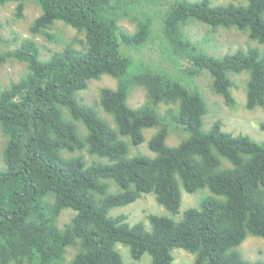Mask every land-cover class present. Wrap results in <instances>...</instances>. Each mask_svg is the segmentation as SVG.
Listing matches in <instances>:
<instances>
[{
  "label": "trees",
  "instance_id": "trees-1",
  "mask_svg": "<svg viewBox=\"0 0 264 264\" xmlns=\"http://www.w3.org/2000/svg\"><path fill=\"white\" fill-rule=\"evenodd\" d=\"M8 1L17 2L15 14L21 17L26 0H0V5ZM35 1L41 13L30 25L32 33L45 34L61 21L84 36L76 40L79 47L72 39L47 58L39 57L31 38L0 55L1 62L13 57L27 65L24 75L0 91V129L6 136L0 264L60 263L68 246L76 250L68 264H133L123 261L115 243L127 245L134 260L148 253L151 264H172L175 247L191 252L194 264H264L244 259L236 249L248 235L264 238V140L225 131L220 119L203 130L206 101L199 88L164 70L136 67L121 45L139 48L151 37V16L142 9L140 15L130 11L140 0ZM122 15L136 23L133 32L119 25ZM189 21L211 29L235 27L262 43L264 0H173L161 12V40L177 66L190 63L189 76L208 71L214 92L227 104L234 103L229 74L247 71L245 106L264 109V50L209 54L185 34ZM103 74L116 80L114 88L102 87L99 93V105L115 127L76 96L88 80ZM133 86L146 92L136 107L127 104ZM160 104L167 105L163 113ZM75 120L85 126L84 137ZM170 126L187 137L167 145ZM150 127L156 130L147 146L155 154L129 155L128 141L139 145L142 130ZM259 129L264 131V121ZM81 149L100 159L87 163L81 154L63 155ZM181 189L208 191L177 220L149 213L147 229L142 221L129 224L125 213L109 215L111 208L149 192L175 213ZM63 209L75 213L60 227Z\"/></svg>",
  "mask_w": 264,
  "mask_h": 264
},
{
  "label": "rangeland",
  "instance_id": "rangeland-1",
  "mask_svg": "<svg viewBox=\"0 0 264 264\" xmlns=\"http://www.w3.org/2000/svg\"><path fill=\"white\" fill-rule=\"evenodd\" d=\"M172 1L173 0H140V2H136L137 4L135 6L131 5L130 8L132 9L130 11L132 14L140 15L139 10L142 9L151 16V37L144 46L130 49L121 45V49L132 55L137 68L148 65L152 68L161 69L199 88L206 101V112L202 116L203 130H208L215 119H220L221 127L225 131L232 132L233 134H247L257 141L264 140V131L259 129V123L264 121V109L259 106L248 109L245 106L247 71L229 74L232 81L230 91L234 98V103L227 104L221 95L214 92L212 88V77L208 71L204 70L197 75L189 76V74L187 75L188 72L185 67H188L190 63L184 62L182 64V62H180L179 67L168 55L165 49L166 46L161 40V12L164 7ZM210 2L213 4L227 2L243 3L244 0H210ZM16 4V1H8L0 5V55H4L7 51H13L20 45L24 38H31L38 44L40 50L39 57L41 59L49 57L52 51L61 49L65 45V42L72 39L75 40V45L77 47L80 46L77 41L83 39V33L77 32L75 28L61 21H56L51 28L46 29L45 34L32 33L30 31V25L41 13L39 4L35 0H26L24 2L21 17H17L15 14ZM118 23L128 32H133L136 28V23L127 15L120 16ZM183 29L189 39L197 44L198 48L215 56H220L226 52H233L237 49H246L248 47H258V49L264 50V42L259 43L256 40L250 39L245 31L235 27L225 28L220 26L211 29L204 23L189 21L183 26ZM138 62L143 63L141 64ZM131 69H133V66ZM26 72L27 65L25 61H20L13 57H7L6 60L0 61V91L7 87L10 81L18 80ZM115 85L116 80L114 78L103 74L99 78L88 80L86 88L76 93L79 101L92 105L95 111L105 119L111 127H115V124L111 116L99 105V93L102 87L114 88ZM145 99V89L141 86H133L129 91L127 104L131 107H136L143 103ZM165 108H167V105L160 104L159 110L161 113H163ZM75 124L79 136L84 137L87 131L83 123L80 120H75ZM155 130L156 127L144 128L142 130L144 140L139 145L131 144V142L125 139L126 136H122L121 138L129 143V155L144 154L153 156L155 153L148 148L147 141ZM168 130L169 135L166 137L165 141L169 146H173L181 139L187 137V132L182 129H176L170 126ZM5 141L6 136L0 129V168L4 166L2 150ZM75 154H81L87 163L93 159L96 161L100 159L94 154H89L86 149L77 150L72 154L66 151L63 152L65 156ZM111 190H116L113 183H111ZM205 190L208 191L207 189H198L192 193H188L181 189L182 197L179 208L175 213L170 212L163 205L159 204L154 194L149 192L142 193L139 198L131 203L111 208L109 210V215L113 216L115 214L125 213L129 224L132 225L138 221H142L145 227L150 229V223L147 220V215L149 213L167 215L177 220L182 217L185 209L198 205L199 199ZM74 213L75 211L72 209H63L57 218L58 226L63 227ZM115 248L121 253L125 263L151 264V257L148 253H143L139 260H134L130 256L129 247L127 245L115 243ZM236 249L244 259L250 261H264L263 237L248 235ZM75 252V247L68 246L62 261L56 264H68ZM171 253L173 255L172 264H194V255L183 248L175 247L172 249Z\"/></svg>",
  "mask_w": 264,
  "mask_h": 264
}]
</instances>
